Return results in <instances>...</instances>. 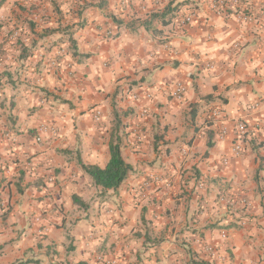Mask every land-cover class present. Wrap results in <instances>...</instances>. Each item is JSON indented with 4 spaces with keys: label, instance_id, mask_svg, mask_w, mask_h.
<instances>
[{
    "label": "crops",
    "instance_id": "0c3cea01",
    "mask_svg": "<svg viewBox=\"0 0 264 264\" xmlns=\"http://www.w3.org/2000/svg\"><path fill=\"white\" fill-rule=\"evenodd\" d=\"M0 264H264V0H0Z\"/></svg>",
    "mask_w": 264,
    "mask_h": 264
},
{
    "label": "trees",
    "instance_id": "16d2710c",
    "mask_svg": "<svg viewBox=\"0 0 264 264\" xmlns=\"http://www.w3.org/2000/svg\"><path fill=\"white\" fill-rule=\"evenodd\" d=\"M109 152L110 158L105 167L84 164L82 161L79 164L95 185L103 189H116L132 169L121 155L116 131L110 135Z\"/></svg>",
    "mask_w": 264,
    "mask_h": 264
},
{
    "label": "built area",
    "instance_id": "2783aa9c",
    "mask_svg": "<svg viewBox=\"0 0 264 264\" xmlns=\"http://www.w3.org/2000/svg\"><path fill=\"white\" fill-rule=\"evenodd\" d=\"M221 5H222V2H220V1L218 3H216L214 6L215 10L218 11L220 9ZM191 20H192L191 14H188L187 16H185L182 19V22L184 24H186V23L191 22ZM184 91H185V89H184V86L182 84H176L172 89V95L177 97V98H180L183 96ZM142 114H144V111L142 112ZM210 116L213 119L218 120L222 116V110L219 108H214V109L210 110ZM48 129L49 128L46 124H42L39 127L40 132H44ZM245 129H246V123L243 120H237L235 123V132L233 134V138H232V142H231V145L229 148V152L221 160V163L223 165L228 164L231 156L239 155L243 151L242 138H243V134L245 132ZM225 131H226L225 127H222L220 130V134L225 133ZM40 139H41L40 136L35 137L36 141H40Z\"/></svg>",
    "mask_w": 264,
    "mask_h": 264
}]
</instances>
